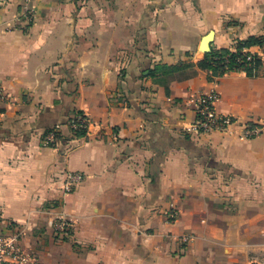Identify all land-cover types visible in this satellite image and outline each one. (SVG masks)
Segmentation results:
<instances>
[{
	"label": "crops",
	"instance_id": "1",
	"mask_svg": "<svg viewBox=\"0 0 264 264\" xmlns=\"http://www.w3.org/2000/svg\"><path fill=\"white\" fill-rule=\"evenodd\" d=\"M211 30L213 49L264 36V0H0V227H20L42 264H264V128L241 136L264 126V43L249 48L257 76L198 69L168 92L148 75L202 60ZM214 87L237 128L198 135L191 100ZM75 110L97 126L43 145ZM68 171L85 179L65 194ZM62 212L66 238L51 226Z\"/></svg>",
	"mask_w": 264,
	"mask_h": 264
},
{
	"label": "built area",
	"instance_id": "2",
	"mask_svg": "<svg viewBox=\"0 0 264 264\" xmlns=\"http://www.w3.org/2000/svg\"><path fill=\"white\" fill-rule=\"evenodd\" d=\"M32 20V13L27 11ZM236 51V48H233ZM248 53L247 60H251L257 53L244 49ZM260 56L259 54H257ZM261 57V56H260ZM229 60L225 59L227 63ZM239 62L242 60L238 59ZM245 68V67H244ZM232 72H246L240 69ZM221 93L217 87L209 91L196 93L191 100L192 109L195 114V119L190 126V131L196 134L212 133V132H230L236 130L237 119L230 115L224 114L218 109ZM12 103L11 95L7 92L4 82L0 79V108ZM1 111V109H0ZM70 128L76 130H85V135L89 134L93 126H97V122L84 111L73 114L70 121ZM264 126L257 122H248L243 124L241 136L245 139H253L259 137L263 133ZM62 126L55 125L50 132L42 137V143L45 146L58 147L61 144ZM85 179V175L79 171H68L65 173L63 183V191L69 194L74 191ZM180 216V210L177 207H172L166 212V220L175 222ZM72 222L67 215L62 212L54 216L51 221V226L58 237H67L71 234ZM23 231L17 225H9L8 228L0 227V264H42L38 255L22 244ZM194 236L190 233H184L174 236L180 244H190Z\"/></svg>",
	"mask_w": 264,
	"mask_h": 264
},
{
	"label": "trees",
	"instance_id": "3",
	"mask_svg": "<svg viewBox=\"0 0 264 264\" xmlns=\"http://www.w3.org/2000/svg\"><path fill=\"white\" fill-rule=\"evenodd\" d=\"M263 43L264 36L252 35L246 39H237L235 42L236 51L231 48H214L197 63L191 61H180L176 64L157 63L149 70L148 75L158 78L168 92L169 83L172 80L191 77L198 72V69L208 70L213 76H222L243 68L249 76H257L263 65L262 58L255 54L251 60H247L248 53L244 52V49H249L254 45H262ZM225 59L229 61L226 63ZM238 59L242 60V62H239ZM77 112H81V110H75L64 123H59L62 126L61 144H69L71 140L85 135L84 129L76 130L69 126L73 114ZM54 126L46 129L43 136L50 132ZM64 127L67 128L68 134L64 133Z\"/></svg>",
	"mask_w": 264,
	"mask_h": 264
},
{
	"label": "water",
	"instance_id": "4",
	"mask_svg": "<svg viewBox=\"0 0 264 264\" xmlns=\"http://www.w3.org/2000/svg\"><path fill=\"white\" fill-rule=\"evenodd\" d=\"M215 31L211 30L208 32L201 41L200 51L204 54L210 53L213 49Z\"/></svg>",
	"mask_w": 264,
	"mask_h": 264
},
{
	"label": "rangeland",
	"instance_id": "5",
	"mask_svg": "<svg viewBox=\"0 0 264 264\" xmlns=\"http://www.w3.org/2000/svg\"><path fill=\"white\" fill-rule=\"evenodd\" d=\"M23 15H24V21H25L24 28H26L32 22V20H29V18H31V15L27 11H25Z\"/></svg>",
	"mask_w": 264,
	"mask_h": 264
}]
</instances>
